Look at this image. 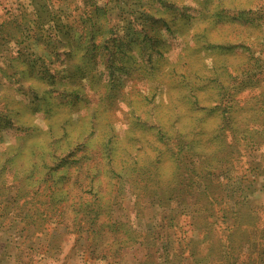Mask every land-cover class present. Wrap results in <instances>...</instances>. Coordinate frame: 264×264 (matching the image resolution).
Returning a JSON list of instances; mask_svg holds the SVG:
<instances>
[{
    "label": "rangeland",
    "instance_id": "rangeland-1",
    "mask_svg": "<svg viewBox=\"0 0 264 264\" xmlns=\"http://www.w3.org/2000/svg\"><path fill=\"white\" fill-rule=\"evenodd\" d=\"M0 1L3 5L12 4L16 12L27 15L35 11L38 16L32 24L35 37L26 42L24 49L25 69L29 75L35 77L38 69L34 67L35 57L43 56V62L51 63V69L58 73L60 91L76 89L80 93L78 99L69 96L65 99L58 91L37 102L27 92L22 96L9 92L17 108L24 109L26 113L19 125L0 124V167L8 157L19 155L18 164L13 169L21 179L23 197L18 201L20 213L17 214L20 217L13 213L17 210L15 189L11 191L8 203L0 208V264H167L170 259L166 251H170V247L164 240L167 234L172 233L166 226L173 217L176 225L184 226L183 231H193L192 226L197 223L194 228L197 232L191 233L192 239L188 240L191 234L182 236L187 241L181 242L179 247L183 254H198L195 264H229L230 259L223 255V252L227 253L223 248L225 233L214 232L215 227L209 224V214L197 205L209 201L202 197L204 186H198L191 192L183 191L182 179L191 161L184 157V164H180L176 159H170L169 153H164L158 181L166 200L159 204L153 193L141 185L143 177L131 171L130 156H137L140 165L151 159L149 143L152 133L140 130L136 118L140 123H150L153 111L160 116L168 114L170 102L178 95V90H173L164 78L173 67L184 65V70L201 71L206 76L212 74L213 79L236 87L240 84L242 87L243 82L252 77L256 91L247 88L238 97L252 103L256 101L257 93L264 92V0H170L174 6L168 10H163L155 0L112 1L107 10L114 15L123 42H139L137 48L132 46L128 52L140 66L147 61H142L136 51L145 46L137 39L139 34L133 32L132 21L141 24L152 38L153 46L164 51V60L156 52L152 55L154 61L160 60L158 67L149 68L152 72L155 70L157 79L153 81L145 73L135 71L110 75L106 70L108 53L105 51L95 54L90 62L82 61L84 50L73 53L76 41L71 27L74 26L73 19L81 20L77 5L82 0H49L51 9L44 6L45 0ZM151 7L158 14L152 13ZM70 11L74 13L71 17ZM2 14L0 10V16ZM202 33H208L215 43L213 50L195 46L199 40L197 35ZM35 47H39L41 52L34 53ZM57 53H61L60 59ZM86 65H90L86 67L88 74L83 76L78 68ZM211 71L217 72L218 76L215 72L207 74ZM65 83L68 85L63 88ZM41 84L45 83H39L42 88ZM0 90L8 92V88L1 84ZM179 106L181 113H189L190 108L186 104ZM132 135L144 145H135L133 139L130 141ZM261 135L264 139V134ZM111 137L114 139L113 167L118 175L108 173L109 167L103 158L99 173L90 169L91 176L85 179L87 184H83L86 173L78 171L81 162H85L91 151L103 150ZM67 142L72 146L70 149ZM79 143L86 144V148L76 150L74 147ZM78 151L81 152L77 154ZM256 151L248 154L239 165L243 168L236 176L232 159L226 162L229 155L221 164L223 169L215 170L207 189L212 206L216 203L215 209H227L233 216L235 208L250 207L251 201L264 207V140L260 151ZM71 152L79 162L74 158L69 164L54 168L55 184L45 182L47 168L55 166L59 155L64 158ZM8 178L13 183V177L9 175ZM91 178L95 179L94 186L88 187ZM153 184L151 181L149 187ZM38 189L39 195L35 194ZM59 199L63 202L58 203ZM87 204L91 206L85 208ZM55 207H61L62 213L49 212ZM82 209L86 213L87 209H100V224L107 227L96 230L97 226L92 225ZM44 212L48 213L42 215ZM239 222L230 241L236 252L244 246V233L253 239L263 234L264 215L258 220L250 217ZM109 224L122 225L120 233L114 232ZM188 224H191L190 228ZM126 232L135 237L152 233L156 242L148 239L146 251L134 248L121 250L123 244L117 239H123ZM152 245L158 249V256L148 257L146 262L142 260L140 263L142 251L150 255L148 251ZM173 247L177 248V244Z\"/></svg>",
    "mask_w": 264,
    "mask_h": 264
},
{
    "label": "trees",
    "instance_id": "trees-1",
    "mask_svg": "<svg viewBox=\"0 0 264 264\" xmlns=\"http://www.w3.org/2000/svg\"><path fill=\"white\" fill-rule=\"evenodd\" d=\"M112 1L114 0H82L81 3L77 5L78 15L81 20L77 21L73 19L74 26L71 27L74 41H76V46L73 47V53L84 50V59L82 58V61L85 60L86 62H90L93 61L95 54L105 51L108 53V67H106V70L110 75L135 71L140 74L145 73L149 80H156L157 77H155L156 75L154 74L155 70L152 72L149 68L154 69V66L158 67L160 60L154 61L152 55L156 52L164 60V51L162 50L161 52L159 47L153 46L152 38L144 31L141 24L132 21L133 32L135 35L136 33L139 34L137 39L145 46L139 47L136 51L142 61H147L140 66L134 60L133 55L128 52L132 50V46L137 48L139 42L132 41L130 44L123 42L122 37L118 33L119 26L115 23L114 15H111L107 10L112 4ZM155 1H157V4L160 5L163 10L171 9V7L174 6L170 3V0ZM44 6L51 9L50 1L45 0ZM22 8L21 10H23ZM151 9L152 13H157L154 7H151ZM0 10L3 13L0 16V84L3 88H8L7 93H3L4 90H0V124H6V126L11 125L13 127L19 125L22 123L21 118H23L26 113L24 109L17 108L14 99H12V96L9 94L11 91H14L18 96L27 95V93H29L37 102L45 100L58 91L60 92V96L65 97V99H67L68 96L78 99L80 93L76 89L72 92L68 89L60 91L61 85L58 83V73L55 74V70L51 69V63L47 64L43 62V56H41V58L35 57L34 62L36 60L37 62H33L34 67H38L37 73L34 74L35 77H31L25 69L24 49L26 42L35 37V29L32 24L38 18L36 12L30 11V13L25 15L20 13V11L16 12L12 4L3 5L2 1H0ZM75 12L76 10H74V13ZM74 13L72 11L70 17ZM82 20L83 23H81ZM197 38L199 40L196 42L195 46L202 45L206 47V51L215 48V43L210 39L211 37L208 33L198 34ZM166 46L167 43L164 47ZM42 51H44V46ZM33 52L37 54L40 53L41 50L39 47H35ZM57 57L60 59L61 53H57ZM89 66L86 65L85 68L84 66H79L78 69L81 75L86 76L88 74L86 67ZM186 67L188 68V66ZM181 69L182 71H180ZM214 72L215 71H211L207 74ZM214 74L218 76L217 72ZM39 75H42V78H40ZM211 75L206 76L201 71L192 70V72H190L184 70V65L178 68L173 67L167 71L164 78L169 81V85L173 90H178V95H176L177 97L174 101L170 102L171 106L168 109V114L165 116H160V113L155 114L153 111V113L150 114L153 116L152 119H150V123L147 121L140 123L138 122L139 118H136V123L140 130L145 129L152 133L153 138L149 143L152 156L145 165L139 164L137 156H130L131 164L129 165L133 167L130 169L134 172V175L138 174V177H143L141 185L145 189H149L160 204L166 200V196L160 191V182L158 181L161 177L160 166L164 153H169L171 156L170 159H176L180 164L183 163L184 157L188 158L189 161H191L192 167H187V173L183 176L182 182L184 183H181L184 185L183 191L186 189L191 192L197 189L198 186H204L205 190L202 193V197H207L209 201L201 205L197 203V205L203 208V212L209 214V219L211 220L209 224L215 227L214 232L218 233L219 230L222 231L223 234L225 233L223 248L227 249V253L223 252V255L226 254L228 256L230 259L229 264H264V229L262 230L263 234L257 239H253L248 233L243 234V248L245 247V251H243L242 248L241 251L236 252L234 247L230 245L237 224H240L239 221H244L250 217L255 220L260 219V216L264 215V207H261L259 204L258 206L256 202L251 201L250 207L245 205L246 207L238 206L237 209L235 208V214L232 216V213L227 211V209H215L216 203L212 206L210 194L209 191H207L215 170L223 169L221 164L225 161L226 155L230 156L226 159V162H231L232 159L231 165L235 172L234 176H236V174L241 173L240 171L243 167H239V165L243 163L248 154H253L256 150H258V152L260 151L261 142L264 140L261 135L264 134V92L257 93L255 97L256 101L253 103L251 101L242 100L238 97L247 88L256 91V83L254 84L255 81L252 80V77L251 79L245 80L242 87L240 86L241 84L236 87L229 82L213 79ZM43 80H47L49 83ZM41 82L45 83L41 84L42 88L39 85ZM67 85L68 83H65V87L63 88H66ZM181 103L186 104L190 108L188 114L181 113L179 108ZM148 106H151L150 103H148ZM153 108L157 109L156 106ZM212 122L216 123L213 124ZM66 134L67 133H65V135ZM90 136L92 138L93 133H91ZM132 139L135 145H144L138 137L132 135L130 141H132ZM113 140V137L110 139L108 138L107 142L104 144L103 150L97 148L94 152L91 151V155L86 158L85 162H81L78 171L81 173L85 171L84 173H86V178L82 181L83 184H87L85 179L87 180V177L91 176V170H95L99 173V166H102L100 161L103 158H105L107 162V164H105L106 167H109L108 173L113 176L114 174L116 176L118 175L115 170L116 168L113 167ZM67 145L68 149L72 147L68 142ZM74 148H76V150H83V148H86V144L79 143ZM139 150L140 149H137V151ZM73 152L75 153V149ZM79 152L81 151H78L77 154ZM18 156L19 155L11 158L8 157L6 163L0 167V201L2 200L0 202V208L5 206L3 204L8 203L10 193L15 189L16 195L14 205L17 210H13L14 214L20 213L18 201L19 198L23 197L22 184L19 182L21 179L16 170L13 169V167L18 164ZM60 156L61 155L58 156L55 166L47 168L45 182L51 184L56 182L54 181L55 178L52 176L55 171L54 168L60 167L61 164L62 166L69 164L70 160H74L76 155H73L71 152L64 158H61L63 155ZM75 160L79 162L78 158H75ZM89 162H91V164L85 167ZM197 165H199V168ZM123 170L125 169L123 168ZM9 175L13 177V183H10L8 178ZM151 181H153L154 184L150 188L149 184ZM94 182L95 179L91 178L88 187H93ZM20 184L21 187H17ZM55 186H57V183ZM37 193L38 195L41 194L39 189L35 194ZM57 202L62 203L63 199H59ZM89 206L91 205L87 204L85 208ZM82 210L85 212V209ZM49 212L61 214L62 209L61 207H55L54 209H50ZM47 213L48 212H44L42 215H46ZM85 214L92 225L95 227L97 226V228H95L96 230L104 229V226L107 227L106 224H100V209L97 211H89V209H87V213L85 212ZM17 216L20 217L19 214H17ZM171 216L173 215L169 217ZM218 222H220L219 226L217 225ZM190 225L191 224H188L187 226L190 228ZM196 226L197 223L194 227L192 226L195 233L197 232L195 231L196 229L194 230ZM109 227L113 229L114 232L118 231L119 233L120 228L122 229V225L120 224H114V226L109 224ZM166 227L168 231L172 230V233L170 232V234L166 235V241L164 240L170 247V251H166L170 259L167 264H177L178 260L179 264H195V259H197L198 254L190 252L185 255L179 248L181 242H183V244L187 242L182 236L184 234L189 235L193 231H183L184 226L181 227L179 224L176 225L174 217L169 220L168 226ZM122 236L123 239H117L118 243L122 242L121 244H123L121 250L134 248L139 251H146V249L148 250L149 248L145 246V242H147L148 239H151L153 243L156 242L155 235L152 233H150L149 236H145L144 234L135 237L131 236V234L128 235L126 232ZM192 238L193 235L191 234L188 240ZM175 244H177V248L173 247ZM143 251V258H139L140 263L142 260L146 262L148 257L155 258L158 256L156 254L158 249L155 250L154 245L150 246V250L148 251L150 255H145ZM177 252L179 254H177ZM153 261L156 262L155 260Z\"/></svg>",
    "mask_w": 264,
    "mask_h": 264
}]
</instances>
